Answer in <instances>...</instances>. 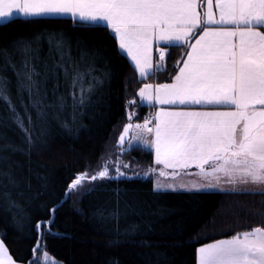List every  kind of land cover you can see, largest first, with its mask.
<instances>
[{"label": "snow or ice", "instance_id": "6c2138e0", "mask_svg": "<svg viewBox=\"0 0 264 264\" xmlns=\"http://www.w3.org/2000/svg\"><path fill=\"white\" fill-rule=\"evenodd\" d=\"M17 17L28 23L68 17L73 26L93 24L110 29V36L114 34L118 43V55L127 54L141 83L167 71L164 67L167 50L185 46L190 49L171 83H144L139 88L141 102L153 107L169 105L187 109L199 106L223 110L168 111L160 108L143 124H126L118 146L124 148L126 137L134 127L128 149L138 146L133 142H142L154 150V163L162 166L160 177L171 175L175 179L180 171L195 167L198 169L196 175L205 182L190 186L181 184L180 187L197 192L219 190L259 196L260 209H254L253 214L264 216V0H0V23L11 22ZM194 31L198 32V38L192 43ZM45 41L50 56L57 53L59 60L51 67L45 62L41 73L36 62ZM76 44L80 60L90 61L86 71L72 60L69 55L72 40L63 33L18 38L10 48L0 49V104L5 105L9 117L18 126L24 128V121L12 98L9 72L15 76L16 97L25 113L33 108L43 114L42 84L50 78L59 79L61 69L72 96L74 112L85 106L97 86L102 84L103 81L93 75L95 57H89L79 40ZM153 48L159 53L158 63L153 61ZM108 74L105 70L104 75ZM25 94L28 103H24ZM58 100L59 107L64 108L66 97L60 95ZM28 144L31 148V137ZM109 165L114 167V173ZM123 167L131 165L125 163ZM168 169L173 172L169 173ZM155 172V168L148 170V173ZM0 175L9 184H17L10 173ZM125 176L119 156L115 160L111 155L102 157L96 169L77 173L68 183L61 204L73 194L83 196L94 191L100 181ZM222 179L233 187H219ZM165 187L176 191L175 184L159 182H154L153 191ZM0 199H11L7 185ZM56 210L55 207L51 209L53 215ZM100 215L105 220L119 221V204L109 217L103 212ZM52 223L51 219L47 221L48 225ZM35 229L39 236L32 249L33 259L28 264H39L42 252L45 260L48 258L46 249L40 246L44 239V222H37ZM134 231V227L126 229V238ZM196 257L197 264H264V221L261 226L237 232L229 239L197 248ZM0 264H14L3 242H0Z\"/></svg>", "mask_w": 264, "mask_h": 264}, {"label": "trees", "instance_id": "16d2710c", "mask_svg": "<svg viewBox=\"0 0 264 264\" xmlns=\"http://www.w3.org/2000/svg\"><path fill=\"white\" fill-rule=\"evenodd\" d=\"M41 33H63L71 38L69 55L86 71L90 61L80 60L79 40L89 57H95L93 75L103 82L85 106L74 112L63 70H59V79L50 78L42 84L41 115L33 108L25 113L16 97L15 76L7 74L12 81V98L24 121L21 128L0 104V173L8 172L17 181L13 186L0 175V193L5 185L11 193L10 200L0 199V240L14 262L28 264L33 259L32 249L39 236L37 222H44L41 248L61 264H196L197 248L261 226L264 216L253 214L254 209H260L259 196L154 192L152 179L143 176L100 181L78 203L70 197L61 204L68 183L105 153L125 118L128 99L144 83L170 82L186 48L168 50L164 62L167 71L142 83L129 60L118 55L114 34L110 36L111 30L100 25L73 26L66 18L33 23L16 18L0 23V49L10 48L18 38L31 39ZM58 60L57 53L50 56L45 41L37 70L43 73L45 62L51 67ZM16 62L19 64L18 57ZM60 95L66 97L64 108L59 107ZM24 103H28L26 94ZM138 113L141 119L146 107L139 106ZM126 156L154 168L152 153L130 150ZM117 204L119 221L101 218V212L109 217ZM53 207L57 209L54 215ZM50 219L53 223L48 225ZM130 227L135 231L126 238L125 230ZM42 253L39 264H45Z\"/></svg>", "mask_w": 264, "mask_h": 264}, {"label": "rangeland", "instance_id": "374dc122", "mask_svg": "<svg viewBox=\"0 0 264 264\" xmlns=\"http://www.w3.org/2000/svg\"><path fill=\"white\" fill-rule=\"evenodd\" d=\"M138 89H137V91H138ZM137 91L135 92L134 95H132L128 99L127 104H126V114H125V118H124L122 124L119 126V128L115 131L114 136L109 141V143H108V145L106 147V151H105V153L103 154L102 157L103 158H107L109 155H111L112 156V159L115 160L116 157L119 156L120 157L121 171H124L126 173V176L125 177H127V178H130L132 176H143L144 178L150 177L152 179V181H153V184H154V182H159V183H163V184L173 183V184L176 185V191H172L171 189L165 187V188H162L158 192L189 191L187 189H183L182 187H180V185L183 184V185H186V186H190L192 183H195V181L193 179H189L188 177H185V176L180 175V174L178 176H176L175 179H173L172 176H170L168 178L160 177L159 176V169L156 168L155 166H154V168L157 169V172H155V173H148V170L150 168H152L150 164L148 165L147 162H144V161L138 160V159H131V158H129V157L126 156V153L128 151H130L128 149V141L131 139V135L134 132V127H133V130H130L129 135L126 137V140L127 141H125L126 144L124 145V148L121 149L119 146H116L118 144L115 143V140L117 139L118 135L120 136V134L122 133L121 132L122 127L125 126V124H126L125 122L129 120L128 117L130 115L132 116V119H133L134 118L133 115H134V113H136V118H134V121L132 122L133 123L132 124L133 126L135 124H138V123L139 124H143V122H144V120L146 118H148L150 116H151V118L153 117L152 112H150L147 109V107H146V113L144 115H142V118L141 119H139L140 118V115L138 113V107L141 106V105H139L138 102H137ZM129 101H134L135 103L129 104L128 103ZM131 120H129V121H131ZM153 126H154V124H153ZM145 139H148V137H145ZM133 143H138V142H133ZM131 150H143V151L152 153V151H147L145 148H141L140 147V142H139V147L138 146L137 147H134ZM121 151H124L125 154L121 155ZM101 158H100V160L97 163H95L94 165L89 166L87 169H96L97 165L101 162ZM125 163L130 164L131 167L130 168H124L123 167V164H125ZM109 167L113 169V173H114L115 172L114 167L112 165H109ZM136 173H139V175H136ZM146 173H148V175H145ZM191 191H195V190H191ZM70 197H71V199L73 200L74 203H78V201H79V199H80L81 196H79L78 194H73ZM42 255H43V261H44L45 264H61L60 262L56 261L51 256H49V254H48L47 260H45V257H44V254L43 253H42Z\"/></svg>", "mask_w": 264, "mask_h": 264}, {"label": "crops", "instance_id": "0c3cea01", "mask_svg": "<svg viewBox=\"0 0 264 264\" xmlns=\"http://www.w3.org/2000/svg\"><path fill=\"white\" fill-rule=\"evenodd\" d=\"M17 18H20V17H17ZM64 18H66V19H70V18H68V17H64ZM15 19H16V18H15ZM20 19H23V18H20ZM3 23H4V22H3ZM100 26H102V25H100ZM196 38H198V34H195V31H194V33H193V38H192L191 42L194 43ZM184 48H186V51H185V53H184V55H183V57H182V59H181V63H180V65H179V67H178L177 73H178V71H179V68H180V67H183V60H186V59H187L186 52L190 50V49H188L186 46H185ZM167 51H168V50H167ZM167 51H166V55H167ZM123 55L129 60L130 64L132 65V67H133L134 70H135V66L132 64L131 60L127 57V54L124 53ZM165 58H166V57H165ZM153 61H154L155 63H158V62H159V53L155 50V48H153ZM135 72H136V71H135ZM136 74L139 76V73L136 72ZM173 78H174V77H173ZM173 78H172V80H173ZM172 80H171L170 82H168V83H171ZM154 85H155V84H154ZM141 87H143V85H142ZM141 87H140V88H141ZM138 91H139V89H138ZM138 91H137V102H138V104L141 105V106H145V107H147V109H148L150 112H152L153 116H154V114H155V111L159 110L160 108H163L164 110H168V111H178V110H195V111H200V110H223V109H212V108L201 109L199 106H192L191 108H187V109L184 108L183 106H178V107H177V106H169V105H164V106L157 105V106L153 107V106H150L147 102H141L140 97L138 96ZM133 116H134V118H136V113H134ZM134 118H133L131 121H129V120L126 121L125 123H126V124H133L132 122L134 121ZM135 121H136V120H135ZM126 124H125V125H126ZM123 128H124V126L122 127L121 132H123ZM118 141H119V135H118L117 139L115 140V143L118 144ZM125 144H126V142H125ZM116 146H118V145H116ZM152 159H153V165H154L156 168L160 169L162 166H160V165H156V164L154 163V159H155V152H154V150H152ZM207 167H210V166H207ZM167 171H168L169 173H172V172H173L172 169H168ZM197 172H198V169H196L195 167H193V168H190V169H186V170H182V171H180V175H183V176H185V177H188L189 179H193V180L195 181V183H204L205 181L202 180L200 176L196 175ZM170 176H171V175H169L168 177H170ZM168 177H167V178H168ZM195 179H196L197 181H196ZM237 186H239V187H243V185H237ZM219 187H222V188H224V189H229V188H231V187H233V186L230 185V184H228V183H226L225 180L222 179V180H221V183H220V185H219ZM183 189H187V188H183ZM183 192H196V191H183ZM199 192H220V191H219V190H212V191H199ZM0 242H1V240H0ZM212 243H214V242H212ZM209 244H211V243H209ZM14 264H19V263L14 262ZM196 264H197V257H196Z\"/></svg>", "mask_w": 264, "mask_h": 264}, {"label": "built area", "instance_id": "2783aa9c", "mask_svg": "<svg viewBox=\"0 0 264 264\" xmlns=\"http://www.w3.org/2000/svg\"><path fill=\"white\" fill-rule=\"evenodd\" d=\"M148 119H151V116L148 117ZM144 121H145V120H144ZM143 123H144V122H143ZM149 126L152 127L153 124H150ZM148 139H151V137H148ZM136 147H137V146H136ZM138 147H139V142H138ZM140 147H141V148H145L147 151H150V149H149L148 147H146L142 142H140Z\"/></svg>", "mask_w": 264, "mask_h": 264}, {"label": "bare ground", "instance_id": "6f19581e", "mask_svg": "<svg viewBox=\"0 0 264 264\" xmlns=\"http://www.w3.org/2000/svg\"><path fill=\"white\" fill-rule=\"evenodd\" d=\"M127 141V140H126Z\"/></svg>", "mask_w": 264, "mask_h": 264}]
</instances>
